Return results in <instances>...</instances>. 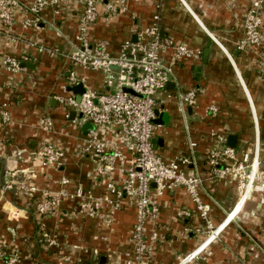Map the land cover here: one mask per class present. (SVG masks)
<instances>
[{
	"label": "crops",
	"instance_id": "1",
	"mask_svg": "<svg viewBox=\"0 0 264 264\" xmlns=\"http://www.w3.org/2000/svg\"><path fill=\"white\" fill-rule=\"evenodd\" d=\"M18 1L11 32L0 35V56L27 53L25 64L30 65L19 75L8 71L0 75V104L7 103L11 115L10 121L0 116V246L18 252L17 264H124L136 217L134 206L119 210L110 224L75 214L71 200L63 202L59 216H44L36 210L41 190L59 189L58 181L64 176L82 181L94 194H101L104 185L101 178L94 177L92 160L77 152L90 127L66 119L65 109L57 100L73 92L69 90L70 66L65 56L77 41L83 6L79 0H60L58 5L42 10L38 27H23V21L33 16L35 0ZM250 3L124 0L126 10L111 14L109 19L101 5V16L89 30L91 41H105L108 51L117 55L122 43L137 40L139 31L152 24L158 14L163 38L201 51L200 57L178 63L166 88L156 94L154 141L166 159L190 153V142L196 143L188 171L202 179L199 193L212 228L224 222L239 195L236 180L218 176L208 164L210 150L222 145L211 132L224 134L225 145L233 147L238 158L246 152L251 159L257 155L261 181L207 247L204 264H264V46L246 51L237 48ZM172 54L168 50L164 56L170 60ZM76 70L85 78L84 87L116 91L106 84L103 71L82 66ZM192 89L197 90V101L187 106L184 115L175 93ZM210 105L217 106L216 114L209 110ZM46 115L54 120L53 131L39 127V120ZM43 140L57 142L66 150L63 166L41 162L36 151ZM119 176L116 173L117 179ZM29 182L36 185L37 192L28 190ZM159 201L161 240L154 261L177 264L207 238L208 219L200 215L184 188L164 194Z\"/></svg>",
	"mask_w": 264,
	"mask_h": 264
},
{
	"label": "built area",
	"instance_id": "2",
	"mask_svg": "<svg viewBox=\"0 0 264 264\" xmlns=\"http://www.w3.org/2000/svg\"><path fill=\"white\" fill-rule=\"evenodd\" d=\"M59 2L60 0H35L31 6L33 16L23 21V27H38L42 20V10L48 5L56 6ZM79 2L83 11L79 17L77 41L65 56L66 63L70 66L69 85H85V78L76 70L77 66H82L103 71L106 84L114 86L116 91L98 92L86 85L81 95L70 92L58 96L57 100L65 109L66 119L81 125L92 124L87 137L77 146V152L92 160L94 177L97 180L101 178L104 191L94 194L82 181L74 182L64 176L58 181L59 189L41 190L36 210L44 216H59L63 202L71 200L75 214L100 218L110 224L114 223L119 210L127 205L134 206L136 217L129 235L131 245L124 253L123 262L155 264V251L161 240V196L184 188L196 203L200 215L208 219L207 206L199 193L202 179L197 173L188 171V167L194 162L196 143L190 142V153L166 159L154 141L156 94L166 88L178 63L200 57L201 51L163 38L160 34V17L156 14L152 24L139 31L137 40H125L119 54L112 55L105 41H91L89 30L101 16V5L105 6V18L109 19L111 14L126 10L124 0ZM18 4V0H0V35L11 32L15 24L13 9ZM55 11L60 13L59 7ZM243 31L238 41V50L246 51L264 46V0H251L244 17ZM7 37L12 41L16 40L14 36ZM40 50L44 48L41 47ZM168 50L173 52L170 60L164 56ZM28 60L27 53L19 57L0 56V75L4 71L19 75L26 69L23 64ZM126 88L132 92L126 91ZM196 97L195 89L175 93L179 111L185 115L187 106L196 104ZM209 110L213 114L218 112L215 105H210ZM72 112H75V117ZM0 116L4 121L11 120L7 103L0 104ZM39 127L43 131H53V118L43 116L39 120ZM211 135L222 145L210 150L208 164L218 176L236 180L239 199L230 213L238 207L239 212L261 181L259 161L255 158L257 155L251 159L246 152L238 158L237 151L225 145L224 134L213 131ZM36 155L42 163L56 167L63 166L68 157L66 150L51 140H43ZM116 173L120 175L119 179L115 177ZM26 184L31 193L38 191L36 185L30 182ZM71 185L73 188H70ZM207 225L210 229L209 236L217 228H212L209 219ZM207 247L189 252L177 264H204ZM18 260V252L0 246V263L17 264Z\"/></svg>",
	"mask_w": 264,
	"mask_h": 264
},
{
	"label": "bare ground",
	"instance_id": "3",
	"mask_svg": "<svg viewBox=\"0 0 264 264\" xmlns=\"http://www.w3.org/2000/svg\"><path fill=\"white\" fill-rule=\"evenodd\" d=\"M238 209H239V207L235 210V211H233L232 213H229L228 214V216H227V218L224 220V222H222L219 226H218V228H217V230H215L212 234H210L203 242H202V244H200V247L199 248H196V249H194V251H197L198 249H203V248H206L207 246H209L214 240H215V238L217 237L216 236V234H217V232H219V231H221L222 232V228H224V226H225V224L229 221H232V219L238 214ZM229 222L227 223V224H229Z\"/></svg>",
	"mask_w": 264,
	"mask_h": 264
},
{
	"label": "water",
	"instance_id": "4",
	"mask_svg": "<svg viewBox=\"0 0 264 264\" xmlns=\"http://www.w3.org/2000/svg\"><path fill=\"white\" fill-rule=\"evenodd\" d=\"M207 57H208V49L207 50H205V52H204V59H203V61H204V63H206L207 62ZM24 66H29L30 64H28V63H24L23 64ZM69 90L70 91H73L75 94H78V95H81L84 91H85V87H84V85L82 84V83H80V84H78V85H75V86H71L70 88H69ZM126 91H129V92H132V90L131 89H129V88H126L125 89ZM156 113H158L157 111H156ZM75 112H72V116L73 117H75ZM157 118L154 120V123H157ZM86 126H89V127H92V124L91 123H88V124H86ZM232 139H234V137L233 136H230V138H229V141H230V144L232 145V146H234V144L232 143Z\"/></svg>",
	"mask_w": 264,
	"mask_h": 264
}]
</instances>
